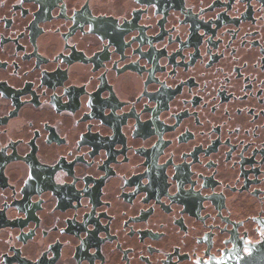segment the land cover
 Wrapping results in <instances>:
<instances>
[{"label":"flooded vegetation","instance_id":"1","mask_svg":"<svg viewBox=\"0 0 264 264\" xmlns=\"http://www.w3.org/2000/svg\"><path fill=\"white\" fill-rule=\"evenodd\" d=\"M264 253V0H0V264Z\"/></svg>","mask_w":264,"mask_h":264},{"label":"water","instance_id":"2","mask_svg":"<svg viewBox=\"0 0 264 264\" xmlns=\"http://www.w3.org/2000/svg\"><path fill=\"white\" fill-rule=\"evenodd\" d=\"M238 264H264V253L255 252L246 260L239 262Z\"/></svg>","mask_w":264,"mask_h":264}]
</instances>
